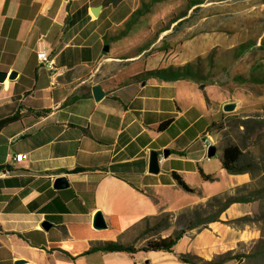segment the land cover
<instances>
[{"label":"crops","instance_id":"0c3cea01","mask_svg":"<svg viewBox=\"0 0 264 264\" xmlns=\"http://www.w3.org/2000/svg\"><path fill=\"white\" fill-rule=\"evenodd\" d=\"M92 1L0 0V72L6 74L0 82V121L14 118L0 129V167L9 171L0 179V264H189L180 255L211 261L218 254L209 245L217 221L201 231L186 230L172 252L138 249L170 236L174 216L199 202L174 204L179 187L171 172L202 184L200 171L214 179L203 140L210 136L215 146L210 126L220 122L221 108L230 102L217 84L220 32L188 26L180 51L169 53L180 60L161 68L189 64L193 77L150 75L161 70L158 62L146 61L158 54L151 53L155 41L138 40L115 55L101 50L104 43L135 34L141 17L119 37L139 2L105 27L102 6ZM40 51L53 60V70L38 62ZM136 62L142 67L127 71ZM94 86L102 93L98 100ZM207 89L227 96L216 104ZM151 151L159 157L158 173L148 170ZM17 154L22 161L13 160ZM229 176L231 186L249 182L247 173ZM57 177H65L68 187L53 189ZM97 212L103 229L92 226ZM111 242L136 251H91Z\"/></svg>","mask_w":264,"mask_h":264},{"label":"rangeland","instance_id":"374dc122","mask_svg":"<svg viewBox=\"0 0 264 264\" xmlns=\"http://www.w3.org/2000/svg\"><path fill=\"white\" fill-rule=\"evenodd\" d=\"M143 1L148 3L149 11L141 16L135 34L121 38L111 46L110 43H104L101 50L108 45L109 53L115 55L119 48L128 51L134 42L138 44V40L141 44L155 41L156 47L151 53L158 54L148 56L146 61L158 62V68L161 69L167 62L176 63L180 60L179 56L176 58L169 53L180 51L182 42L190 35L186 32L188 26L198 25L218 31L220 34L215 41V52L221 57L222 65L217 84L228 91V103L235 104L233 111L223 112L220 125L218 123L210 130L216 152L205 165L214 174V179L202 184L201 180L187 177L185 182L197 188V191L187 193L179 188L173 195L176 206L187 204L191 199H199L192 209L181 210L174 216L173 233L196 220L218 216L214 226L215 240L209 244L215 246L218 253L216 257L225 253H252L264 246V131H258L254 124L264 119V0H204L203 4L189 10L191 0H93L92 4L102 6L101 18L108 19L107 27L121 21L138 2L141 7ZM185 11L186 17L180 20L182 22L175 29L160 33L170 27L173 17ZM147 29L152 32L146 33ZM241 43H252L253 46L235 59L232 51L228 53L226 48ZM209 47L206 46V50ZM140 67L142 62H136L127 66V71ZM252 76L258 83L252 81ZM206 93L214 98L216 104L227 96L225 91L207 89ZM242 120L250 121L248 123L254 126L256 130L253 134L244 131L238 124ZM227 144L237 145L243 153L240 166L246 168L245 173L249 175V182L244 185L231 186V177L221 169V149ZM253 191L250 202L229 204L220 212L230 197L239 198ZM208 224L195 228L201 231L208 228ZM208 242L203 241L206 251ZM240 260L241 264H264V255Z\"/></svg>","mask_w":264,"mask_h":264},{"label":"trees","instance_id":"16d2710c","mask_svg":"<svg viewBox=\"0 0 264 264\" xmlns=\"http://www.w3.org/2000/svg\"><path fill=\"white\" fill-rule=\"evenodd\" d=\"M113 1V0H112ZM152 1H159V0H151ZM204 0H191L190 6L188 8L191 9L192 7L198 6L203 4ZM83 11H86L87 8L83 7ZM149 11V5L142 2V6L137 8L130 16L129 20H127L124 24V31L121 33L119 37L125 36V34L130 30L131 26L135 24L136 20L143 16L145 13ZM186 12H182L178 17H173L171 20V24L173 22H176V25H179L181 19L186 17ZM75 17V16H74ZM73 17V18H74ZM168 29V27L166 28ZM164 29V30H166ZM118 37V38H119ZM251 46H253L252 43H241L237 45L234 49H232V54L235 56V59L237 56H240L245 51H247ZM150 75H169V77L173 79H179L184 77H193V72L191 70V66L189 64L185 65L182 69L173 70V69H161V70H155L148 72ZM201 76L200 71L196 73V77ZM234 79H241V77H235ZM252 81L257 82V79L255 77H251ZM258 83V82H257ZM14 118H8L6 120L0 121V129L1 127L8 122H12ZM249 120V119H247ZM247 120L239 121L238 124L243 127L244 131H249L251 134L256 130L254 129V126H251ZM256 125V128L258 131H264V119H261L260 121L254 122ZM218 124H211L210 128H213L217 126ZM220 125V123H219ZM221 169L226 171L229 175H237L247 172V169L240 166L241 157L243 156V153L241 149L235 145V144H227L221 149ZM264 153V152H263ZM200 177L203 181H211L213 180V177L211 175L203 174L201 171L199 172ZM171 177L176 183V185L187 193H194V189L189 187L185 181L181 178V176L176 172H171ZM247 186V185H245ZM254 193L251 192L249 194H246L239 198H233L230 197L228 199V202L225 204V207H223L220 212H223L229 204L233 203H248L252 200L251 195ZM219 212V213H220ZM218 216H208L204 219L196 220L193 224H189L186 228L180 229L173 234H171L168 237L165 238H159L156 240L148 241L144 244L143 247L138 249L139 251L143 252H172L174 246L177 244V242L183 237L186 230H190L192 228L198 227V226H204L207 223L210 222H216ZM93 250H100V251H106V252H126V253H134L136 250L129 246H123L117 243H107L104 247L92 249ZM256 255H264V246H260L257 248V250L253 251L249 254H233L231 253H225L222 255H219V257H215L211 261H205L195 255H180L178 256L179 260L185 263L189 264H223L230 260H240L242 258H248Z\"/></svg>","mask_w":264,"mask_h":264},{"label":"water","instance_id":"95a60500","mask_svg":"<svg viewBox=\"0 0 264 264\" xmlns=\"http://www.w3.org/2000/svg\"><path fill=\"white\" fill-rule=\"evenodd\" d=\"M98 7L96 8H92L91 9V12L93 14H97L98 13ZM109 48H108V45H105L103 47V52H108ZM6 77V74L5 73H2L0 72V82H3L4 79ZM12 77V75L10 76ZM92 95L94 97L95 100H98L100 99V97L102 96V93L99 89L98 86H94L92 88ZM235 107V104L233 103H227L225 105L222 106V111L223 112H231L233 111ZM216 152V148L214 146H210L207 151H206V157L207 158H210L212 157ZM149 172L150 173H158V170H159V157L157 155L156 152L154 151H151L149 153V168H148ZM68 187V181L65 177H57L53 180V183H52V188L55 189V190H62V189H65ZM44 228H46L47 224H43L42 225ZM92 226L93 228L95 229H103L105 228V222L103 220V217L101 215V213L97 212L94 217H93V223H92Z\"/></svg>","mask_w":264,"mask_h":264},{"label":"built area","instance_id":"2783aa9c","mask_svg":"<svg viewBox=\"0 0 264 264\" xmlns=\"http://www.w3.org/2000/svg\"><path fill=\"white\" fill-rule=\"evenodd\" d=\"M36 58H37L38 62L41 63L43 66H45L47 69H49V70L54 69L53 60L51 58H49V55L46 52H44V51L38 52L36 54ZM203 144H204L206 151L210 146H213V142H212L210 136H206L204 138ZM22 159H23L22 154H17L13 157V160L15 162H20V161H22ZM8 174H9V171L6 167H0V179L7 177Z\"/></svg>","mask_w":264,"mask_h":264}]
</instances>
